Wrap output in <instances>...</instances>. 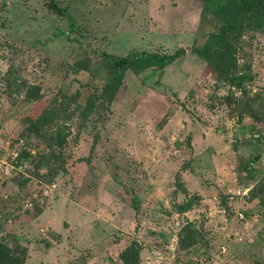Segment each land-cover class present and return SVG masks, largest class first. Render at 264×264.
<instances>
[{
    "label": "rangeland",
    "instance_id": "374dc122",
    "mask_svg": "<svg viewBox=\"0 0 264 264\" xmlns=\"http://www.w3.org/2000/svg\"><path fill=\"white\" fill-rule=\"evenodd\" d=\"M55 1L64 17L0 0V245L25 264H123L134 242L139 264H264V12L213 66L191 51L221 27L202 0ZM179 48L103 100L107 56Z\"/></svg>",
    "mask_w": 264,
    "mask_h": 264
},
{
    "label": "trees",
    "instance_id": "16d2710c",
    "mask_svg": "<svg viewBox=\"0 0 264 264\" xmlns=\"http://www.w3.org/2000/svg\"><path fill=\"white\" fill-rule=\"evenodd\" d=\"M204 2V14H209L220 19L221 27L218 31L212 32L207 41L202 47H192L191 51L196 56L205 59L210 65L215 66V59H217L220 50L229 49L231 47L230 35L241 34L242 25L246 19L255 17L261 11L264 12V0H202ZM46 6L60 17H64L65 11L61 9L55 0H47ZM186 55V49L179 48L174 53H158L142 51L129 55L128 57L114 58L107 56L106 66L109 71L108 83L104 89L103 100L109 101L113 94L112 90H118L123 78L128 72H132L135 75H141L148 69H165L174 64L178 59ZM231 83L242 87L244 81L249 77H236L229 76ZM48 109L33 121L30 132L42 131L43 127L47 125L50 117L47 114ZM69 137L68 132L63 126H59L53 133V145L55 150L62 151L67 143ZM180 181V177L177 178ZM181 182V181H180ZM180 187L182 184L179 185ZM185 190V189H184ZM186 192V190H185ZM191 205L182 204L179 207L180 212L189 210ZM184 234L187 237V242L181 241L184 249H188L196 244L197 234L196 229L192 226L184 228ZM188 243V244H187ZM142 248L138 243H133L126 250H124L120 256L123 264H139ZM0 264H25V259L20 254L14 255L9 249L3 245H0Z\"/></svg>",
    "mask_w": 264,
    "mask_h": 264
},
{
    "label": "built area",
    "instance_id": "2783aa9c",
    "mask_svg": "<svg viewBox=\"0 0 264 264\" xmlns=\"http://www.w3.org/2000/svg\"><path fill=\"white\" fill-rule=\"evenodd\" d=\"M4 164H5V161L3 159V156L0 154V166ZM241 217L243 218L244 216L242 215Z\"/></svg>",
    "mask_w": 264,
    "mask_h": 264
}]
</instances>
